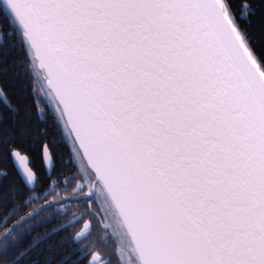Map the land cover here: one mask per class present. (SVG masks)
<instances>
[{"label": "snow or ice", "instance_id": "1", "mask_svg": "<svg viewBox=\"0 0 264 264\" xmlns=\"http://www.w3.org/2000/svg\"><path fill=\"white\" fill-rule=\"evenodd\" d=\"M0 264H264V0H0Z\"/></svg>", "mask_w": 264, "mask_h": 264}]
</instances>
